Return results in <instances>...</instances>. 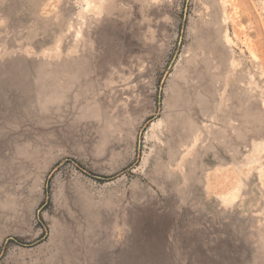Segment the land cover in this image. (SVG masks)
<instances>
[{
	"label": "rangeland",
	"instance_id": "374dc122",
	"mask_svg": "<svg viewBox=\"0 0 264 264\" xmlns=\"http://www.w3.org/2000/svg\"><path fill=\"white\" fill-rule=\"evenodd\" d=\"M89 1L0 0V264H264V0Z\"/></svg>",
	"mask_w": 264,
	"mask_h": 264
},
{
	"label": "bare ground",
	"instance_id": "6f19581e",
	"mask_svg": "<svg viewBox=\"0 0 264 264\" xmlns=\"http://www.w3.org/2000/svg\"><path fill=\"white\" fill-rule=\"evenodd\" d=\"M95 1H96V3H94ZM101 1H102V0H92V1H89V2H88V7H93L94 4H95V5L98 7V9L101 10V7H102V6H99L100 4H102ZM100 10H98V11H96V12L99 13Z\"/></svg>",
	"mask_w": 264,
	"mask_h": 264
}]
</instances>
